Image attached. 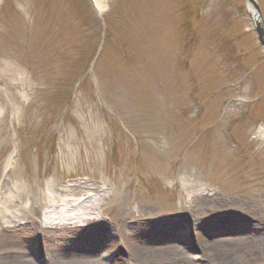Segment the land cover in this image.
Here are the masks:
<instances>
[{
  "label": "rangeland",
  "instance_id": "374dc122",
  "mask_svg": "<svg viewBox=\"0 0 264 264\" xmlns=\"http://www.w3.org/2000/svg\"><path fill=\"white\" fill-rule=\"evenodd\" d=\"M85 184L95 224L33 237L35 263L128 264L135 243L208 264L201 240L264 264V49L245 0H0V208H29L24 225Z\"/></svg>",
  "mask_w": 264,
  "mask_h": 264
},
{
  "label": "bare ground",
  "instance_id": "6f19581e",
  "mask_svg": "<svg viewBox=\"0 0 264 264\" xmlns=\"http://www.w3.org/2000/svg\"><path fill=\"white\" fill-rule=\"evenodd\" d=\"M247 11L251 22L254 23L255 13L250 4H247ZM12 161V156L6 160L5 171L10 168ZM73 189L82 193L76 199H71L74 195L70 190H68L70 192H65L70 197L62 199L58 198L59 194L57 195L54 192L55 190L50 191L51 197L44 193L42 197L43 205L48 210L47 213L43 218L37 217L34 221L26 222L24 225L19 223V220L29 208L19 207L16 212H12L10 208L13 205V201L10 198H6L2 202V207L0 208V218L2 220V224H0V264H37L22 247L24 244L28 245V242L33 237L37 238L43 247L48 248L52 246L48 243H53L57 239L63 240L66 237L86 235L88 233L89 225L95 224H92L93 222L91 223L90 220L88 221L89 217L95 214L94 208H92L95 203L90 202L91 206L89 209L84 206V203L91 201L93 189L86 184L83 186L75 185ZM20 198L23 199V196L21 195ZM213 199L212 196H197L196 205L197 207L210 208ZM71 220H83L82 223L86 222L85 225L78 227L75 223H71ZM196 242H198V248L204 252L203 258L208 264L238 263V257L235 255L219 256L216 252V249H220L218 246L201 240H196ZM254 243L261 247V243L259 244L258 240H255ZM124 249L126 250L128 264H191L184 252L172 245L161 248H141L135 243H127ZM51 253L46 259H42V263L38 264H98L97 261L87 258L86 254L84 253V255L82 252L74 251L64 255L55 254L54 256ZM123 253L125 254V252Z\"/></svg>",
  "mask_w": 264,
  "mask_h": 264
},
{
  "label": "water",
  "instance_id": "95a60500",
  "mask_svg": "<svg viewBox=\"0 0 264 264\" xmlns=\"http://www.w3.org/2000/svg\"><path fill=\"white\" fill-rule=\"evenodd\" d=\"M247 4H250L255 13V22L253 23L254 31L257 36V41L261 47L264 48V20L261 16L259 7L255 0H245Z\"/></svg>",
  "mask_w": 264,
  "mask_h": 264
}]
</instances>
